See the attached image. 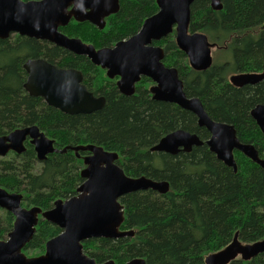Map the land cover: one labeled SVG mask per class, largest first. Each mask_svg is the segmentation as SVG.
Instances as JSON below:
<instances>
[{
    "label": "trees",
    "instance_id": "obj_1",
    "mask_svg": "<svg viewBox=\"0 0 264 264\" xmlns=\"http://www.w3.org/2000/svg\"><path fill=\"white\" fill-rule=\"evenodd\" d=\"M221 5V10L214 11L208 0H195L190 7L188 34L203 35L210 46L228 52L231 57L225 62L216 60L204 72L192 70L175 44L174 30L153 44L164 50V66L177 69L186 96L198 98L212 120L233 125L239 142L252 145L261 156L264 138L249 112L264 104V80L235 88L228 76L264 72V0H221ZM156 12V0H119L118 13L106 19L102 31L71 21L60 32L95 49L110 48L135 35L143 21ZM222 50L220 54L225 52ZM40 55L58 67L78 66L86 78L94 77L104 107L87 115H65L42 99L28 96L22 90V65L29 57ZM106 83L103 71L85 57L55 46L48 48L35 39H0V136L36 126L58 151L99 146L117 155V164L127 177L169 183L164 195L146 190L119 199L124 212L120 230H133V237L91 240L82 245L84 251L99 248L100 254L113 257L115 264L135 257L143 258L145 264H205L206 257L228 246L235 234L241 244L264 239L263 169L234 151L237 170L233 172L205 145L175 156L151 153L149 149L170 132L183 130L201 141H206L209 133L197 126L192 113L153 101L144 79L137 84V94L130 97L117 94ZM105 84L106 88L102 87ZM24 148L21 154L10 152L0 158V188L20 194L23 207L42 211L51 209L56 200L76 195L83 182L80 156L87 152L77 156L68 150L38 161L28 139ZM13 222V215L0 209V240L11 231ZM60 232L39 218L22 252L30 258L42 255L45 243ZM88 252L98 262L104 261L94 251ZM229 264H264V254L249 261L237 257Z\"/></svg>",
    "mask_w": 264,
    "mask_h": 264
},
{
    "label": "water",
    "instance_id": "obj_2",
    "mask_svg": "<svg viewBox=\"0 0 264 264\" xmlns=\"http://www.w3.org/2000/svg\"><path fill=\"white\" fill-rule=\"evenodd\" d=\"M195 0H156L157 12L146 18L140 30L132 37L117 42L110 48L96 50L78 39H68L58 32L70 20L89 22L102 30L105 18L119 11V0H0V39L12 34L47 41L68 52L85 56L92 64L106 70L109 78L119 77L117 88L124 96H131L134 84L140 77L152 79L156 85L150 89L152 99L177 105L192 113L199 128L209 133L206 141L196 134L176 130L163 136L150 148L151 153L175 156L190 153L194 147L205 145L215 158L236 172L234 151L264 170V150L261 156L250 144L239 142L233 125L212 120L204 111L198 98L184 94L182 81L176 68H166L162 60L164 50L153 46L175 32V44L188 58L194 71H206L212 65L210 46L203 35L188 34L190 7ZM212 10L222 9L221 0H208ZM27 74L23 88L29 96L40 97L44 103L65 115H87L104 107L103 98H96L81 83L82 75L73 69H59L46 61H27L23 65ZM264 80V73H243L229 77L235 88L254 86ZM264 138V104L255 105L249 112ZM29 139L36 159L44 161L53 153L87 152L83 159L85 168L79 173L83 180L76 195L66 200H56L51 209L23 208L20 194L8 193L0 188V209L14 217L11 231L0 240V264H96L82 253V242L104 238L116 240L132 235L121 231L124 221L119 199L127 194L151 190L160 195L169 191L165 180L146 177L129 178L115 163L117 155L102 147L82 145L65 147L58 151L53 142L36 126L18 128L0 137V157L12 151L24 152V142ZM38 217L61 230L45 244V252L38 257H27L22 251L30 242ZM237 234L223 250L209 255L205 264H229L237 257L244 261L264 254V239L252 244H241ZM104 264H113L107 262ZM125 264H145L133 259Z\"/></svg>",
    "mask_w": 264,
    "mask_h": 264
},
{
    "label": "flooded vegetation",
    "instance_id": "obj_3",
    "mask_svg": "<svg viewBox=\"0 0 264 264\" xmlns=\"http://www.w3.org/2000/svg\"><path fill=\"white\" fill-rule=\"evenodd\" d=\"M23 2H29V1H31V2H38V1H41V0H29V1H27V0H22ZM110 16H113V15H110ZM109 16V17H110ZM109 17H107V18H109ZM107 18H105V26H106V19ZM71 21H74V22H76L75 20H70V22ZM69 22V23H70ZM68 23V24H69ZM76 23H87V24H89V25H91L92 27H94L95 29H97V30H99L96 26H94V25H92V24H90L89 22H76ZM67 24V25H68ZM66 25V26H67ZM66 26H64V27H66ZM105 26H104V28H105ZM64 27H58V32L59 33H61L62 35H64L66 38H68V39H78V38H73V37H69V36H67V35H65V34H63L62 32H60V28H64ZM103 28V29H104ZM102 29V30H103ZM102 30H99V31H102ZM140 30V29H139ZM17 36H19V37H25V38H28V37H26V36H20V35H18L17 33H15V34H12L9 38H7V39H14L15 37H17ZM134 36V35H133ZM132 37V36H131ZM28 39H34V38H28ZM129 39V38H128ZM35 40H37V39H35ZM78 40H80V39H78ZM37 41H40V42H43V43H45L46 44V47H48V48H50V46H55V47H58V46H56V45H54V44H52V43H49V42H47V41H43V40H37ZM81 41V40H80ZM82 42V41H81ZM84 44V43H83ZM86 45V44H85ZM153 46H156V45H154L153 44ZM58 48H60V47H58ZM105 48V47H104ZM104 48H100V49H104ZM109 48V47H108ZM62 49V48H61ZM62 50H64L66 53H69V54H72V53H70V52H68L67 50H65V49H62ZM96 50H99V49H96ZM73 56H77V55H74V54H72ZM78 57H85V56H78ZM86 58V57H85ZM87 60H89L88 58H86ZM164 59V58H163ZM29 60H31V61H41V60H44V61H46L48 64H51V65H53V66H55V67H57V68H59V69H73V70H76V71H78V72H80L81 73V75H82V78H81V83H82V85L85 87V88H87L86 90L88 91V92H90L92 95L93 94H95V96L94 97H96V98H103L102 96H100V95H97L96 93H98L97 92V88L99 87V82L97 81V80H95V78L94 77H92V76H88V78H86V76H84L83 75V73L79 70V68H77L78 66H76V67H70V66H64V67H58L56 64H52L47 58H45V57H43V56H37V57H29L25 62H24V64L27 62V61H29ZM90 61V60H89ZM90 63H91V61H90ZM162 63H163V60H162ZM23 64V65H24ZM92 64V63H91ZM23 65H22V69H23ZM94 67H96V68H99L100 70H102L103 71V74L105 75V77L107 78V80H108V83H106V84H109L110 86H112V87H114V89H115V91H116V93L117 94H119V95H121V96H124L123 94H121L120 93V91H119V89L117 88V82L119 81V77H114V78H109L108 76H107V74H106V70H103V69H101L99 66H95L94 64H92ZM164 65V64H163ZM167 68V67H166ZM171 68H174V67H171ZM177 70V69H176ZM23 71H24V69H23ZM178 72V71H177ZM24 73H25V76H24V82H23V84H22V88H23V86H24V83H25V81H26V77H27V74H26V72L24 71ZM178 75V74H177ZM178 78H179V75H178ZM142 79H144V80H146L147 82H148V89H147V91H148V93H149V95H150V98L152 99V94H151V92H150V89L151 88H153V86L154 85H156V83L152 80V79H149V78H147V77H140L139 78V81L137 82V83H135L134 84V92H133V94L131 95V96H134L135 94H137V91H136V87H137V84L142 80ZM180 79V78H179ZM106 84L105 85H103L102 87H105L106 88ZM182 85H183V83H182ZM28 96H29V94H28V92L23 88L22 89ZM184 91V90H183ZM184 94H185V92H184ZM186 95V94H185ZM32 97V96H31ZM125 97H130V96H125ZM187 97V96H186ZM38 98H40V97H38ZM188 98H193V97H188ZM41 99V98H40ZM104 99V98H103ZM153 100V99H152ZM42 101H43V99H42ZM104 101H105V99H104ZM153 101H156V100H153ZM44 102V101H43ZM157 102H160V101H157ZM162 103H165V102H162ZM167 104H171V105H175V104H172V103H167ZM48 106V105H47ZM175 106H177V105H175ZM50 107V106H49ZM178 107V106H177ZM193 115V114H192ZM195 117V116H194ZM196 123H197V120H196ZM15 131V130H14ZM13 132V131H12ZM10 134V133H9ZM3 136H6V135H3ZM0 137H2V136H0ZM28 139V138H27ZM29 140V139H28ZM26 141V140H25ZM10 152H12V151H10ZM10 152H8V154L10 153ZM14 153V152H13ZM7 154V155H8ZM52 208V207H51ZM61 231V230H60ZM130 232H132V235H130V236H128V237H133L134 236V231L133 230H129ZM61 233V232H60ZM59 233V234H60ZM56 237V236H55ZM54 238V237H53ZM98 239H103V240H107V239H104V238H94V239H88V240H85V241H83L82 242V245L84 246V244L86 243V242H88V241H91V240H98ZM46 244V243H45ZM24 249V248H23ZM44 250H45V245H44ZM88 251H94L97 255H101L100 253H103L102 251H100L99 250V248H97L96 250L95 249H91V248H89L87 251H84L83 250V248H82V253L83 254H85V256H87L88 258H90V259H92L96 264H104V263H107V262H112L113 264H115L114 263V261L112 260V259H114L113 257H110V256H106L105 257V255L103 254V255H101L102 257L101 258H99L100 260H102V259H104V261H102V263H100V262H98L97 261V259L96 258H93V257H91V255H90V253L88 252ZM45 252V251H44ZM44 252H43V254H44ZM41 256V255H40ZM133 259H142L143 261H144V259L143 258H139V257H135V258H130V259H128L127 261H125V262H123V263H121V264H125L126 262H129L130 260H133ZM144 263H145V261H144Z\"/></svg>",
    "mask_w": 264,
    "mask_h": 264
},
{
    "label": "rangeland",
    "instance_id": "obj_4",
    "mask_svg": "<svg viewBox=\"0 0 264 264\" xmlns=\"http://www.w3.org/2000/svg\"><path fill=\"white\" fill-rule=\"evenodd\" d=\"M208 49H209V51H210V57H211V59H212V64H213V62H215L216 60L218 61V62H225L226 60H228V59H230V57H231V55L230 54H228V52H226L225 50H222V49H218V48H215L214 46H208ZM223 49H225V47L223 46ZM220 50H222L224 53L223 54H220ZM186 56V55H185ZM186 59H187V62H188V58H187V56H186ZM188 64H189V62H188ZM190 67V66H189ZM191 68V67H190ZM208 70V69H207ZM201 72H204V71H201ZM260 73H264V72H260ZM237 74H243V73H232L231 75H229L228 76V82H229V77L230 76H232V75H237ZM257 74H259V73H257ZM193 98H196V97H193ZM150 150V149H149ZM80 153V152H79ZM78 153V154H79ZM88 155H90V154H88ZM85 156H87V155H84V156H80V158H81V160H82V162H83V159H84V157ZM5 157V156H4ZM0 158H3V157H0ZM116 164H117V161L115 162ZM118 165V164H117ZM119 166V165H118ZM120 167V166H119ZM85 168V165L83 164V169ZM121 168V167H120ZM22 206V205H21ZM23 207V206H22ZM23 208H27V207H23ZM29 208V207H28ZM31 208V207H30ZM40 217H38V219H39ZM41 219V218H40ZM125 238V237H124ZM5 239H6V237H5ZM3 240V239H2ZM224 248H222L221 250H223ZM220 250V251H221ZM219 252V251H218ZM217 253V252H216ZM43 255V254H42ZM208 257V256H207ZM206 257V258H207ZM206 260V259H205ZM127 263V262H126Z\"/></svg>",
    "mask_w": 264,
    "mask_h": 264
}]
</instances>
